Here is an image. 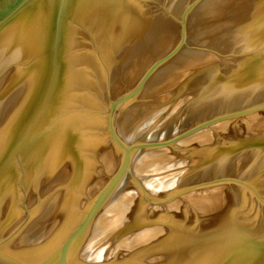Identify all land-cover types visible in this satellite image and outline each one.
Here are the masks:
<instances>
[{"label":"water","instance_id":"1","mask_svg":"<svg viewBox=\"0 0 264 264\" xmlns=\"http://www.w3.org/2000/svg\"><path fill=\"white\" fill-rule=\"evenodd\" d=\"M0 264H264V0H0Z\"/></svg>","mask_w":264,"mask_h":264}]
</instances>
